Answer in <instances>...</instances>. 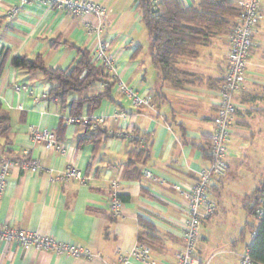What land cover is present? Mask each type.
Wrapping results in <instances>:
<instances>
[{
	"label": "crops",
	"instance_id": "1",
	"mask_svg": "<svg viewBox=\"0 0 264 264\" xmlns=\"http://www.w3.org/2000/svg\"><path fill=\"white\" fill-rule=\"evenodd\" d=\"M90 1L105 9L98 22L105 25L104 36L115 58L118 79L148 96L151 105L133 108L115 84L109 99L91 112L83 106L80 113L90 119L110 117L101 126L106 134L84 122L66 123L65 118L71 116L69 106L49 95L53 83L39 71L11 66L9 60L15 55L31 59L41 55L48 67L70 68L79 58L78 49L93 47L95 39L87 33V23L97 20L36 0L23 4L0 0V54H7L0 71V104L9 115L8 134L0 137V160L15 161L0 197V221L95 254L74 258L25 250L15 242L0 243V264H119L118 256L130 251L138 238L161 264H176L175 254L183 244L184 202L173 185L194 184L198 171L208 163L229 31L197 46L193 57L175 56V68L185 74L165 81L151 61L149 39L146 50L141 44L146 29L137 0ZM199 1L180 0L186 8ZM238 1L232 0L236 7ZM12 6L18 11L10 18L4 10ZM103 85L96 81L80 93H70L66 103L95 94ZM236 102L238 110L227 145L228 168L210 187L215 213L200 226L197 255L203 262L210 257L216 264H237L247 251V246L239 252L234 249L248 224L244 206L264 179V13L253 33L245 81ZM33 129L53 132L58 148L32 140ZM120 131L123 136L114 134ZM31 161L38 165L35 169L23 166ZM68 163L81 170L82 182L56 180ZM144 167L165 182L143 177ZM112 182H116L115 188ZM114 193L124 202L120 215L110 210ZM252 241L251 235L249 245ZM227 243L234 251L223 250ZM127 264L142 263L132 260Z\"/></svg>",
	"mask_w": 264,
	"mask_h": 264
},
{
	"label": "built area",
	"instance_id": "2",
	"mask_svg": "<svg viewBox=\"0 0 264 264\" xmlns=\"http://www.w3.org/2000/svg\"><path fill=\"white\" fill-rule=\"evenodd\" d=\"M34 0H20L28 3ZM49 7L61 9L74 15H91L97 22L87 23V33L93 35L95 43L89 50L91 60L115 79L116 87L129 100L133 108L151 105V99L137 93L122 80L116 73L115 58L109 53V44L106 40L105 25L98 22L104 15L105 9L98 3L90 0H36ZM154 4L157 0H153ZM238 15L235 24L228 34V52L225 57V70L218 89L215 115L212 119V130L209 135L207 157L208 163L198 171L197 180L189 186L174 184L173 188L180 194L184 202V217L182 219L181 236L183 244L175 254L176 264H205L197 255V242L200 237V226L203 221L211 218L216 209V203L211 198V184L214 180L222 179L227 171L226 160L227 145L231 133V126L238 110L236 96L242 89L245 81L248 57L253 46V33L255 28L263 21V9L261 0H239L237 2ZM18 11L16 6L6 7L4 12L8 17H13ZM120 115H124L121 113ZM110 117L83 118L81 116H68L66 123L84 122L90 128L98 125L104 126ZM115 135L123 136V132H115ZM34 141H44L46 148H58L55 135L50 130L33 129L30 135ZM15 163L11 159L0 160V197L6 184V176ZM23 166L35 169V162H25ZM143 177L164 183L165 180L156 176L148 167L141 170ZM84 179L81 170L68 163L64 170L56 177V180ZM112 188L116 182L111 183ZM255 217L261 220L264 217V187L256 197ZM124 202L113 194L110 199V210L114 215H120ZM252 231V237L255 236ZM15 242L23 249H36L51 252L55 255H65L74 258H92L95 256L88 248L80 247L70 242L60 241L49 235H42L36 231H27L11 226L0 221V243ZM132 260L142 264H161L152 254L151 248L143 242L137 241L130 251L118 256L119 264H127ZM237 264H255L251 261L248 252L243 253Z\"/></svg>",
	"mask_w": 264,
	"mask_h": 264
},
{
	"label": "trees",
	"instance_id": "3",
	"mask_svg": "<svg viewBox=\"0 0 264 264\" xmlns=\"http://www.w3.org/2000/svg\"><path fill=\"white\" fill-rule=\"evenodd\" d=\"M137 7L147 31L151 61L165 81H173L176 75L185 74L175 68V56H195L197 46L204 45L217 33L230 32L235 21L229 18L236 19L239 13L232 0H200L189 8L184 7L180 0H157L156 4L153 0H137ZM56 43L57 40L53 45ZM78 54L79 58L74 65L65 69L46 66L41 55L32 59L25 55H15L10 58L9 64L28 71H39L53 83L49 95L60 99L64 107L68 105L71 116H80L83 106L91 112L99 107L102 100L109 99L116 81L91 60L88 49H78ZM6 56V53L0 54V71ZM96 81L104 84L99 92L66 103L65 99L70 93H80ZM94 130L107 133L101 125ZM8 131L9 115L2 111L0 104V137H6ZM263 187L264 179L244 206L247 216L258 222L257 228L253 229L256 231L253 241L251 245H247L249 257L255 264H264V217L259 221L255 217L256 197ZM117 197L123 200L119 195ZM139 221L145 228L151 229L148 223ZM244 230L245 227L241 233ZM138 241L144 243L140 238Z\"/></svg>",
	"mask_w": 264,
	"mask_h": 264
},
{
	"label": "rangeland",
	"instance_id": "4",
	"mask_svg": "<svg viewBox=\"0 0 264 264\" xmlns=\"http://www.w3.org/2000/svg\"><path fill=\"white\" fill-rule=\"evenodd\" d=\"M261 5H262V9L264 10V0H261ZM237 9H238V7H237ZM140 40H141V44H143L142 45L143 49L146 50L148 48V35H147L146 31L144 32V34L142 35ZM233 212H237V209H234ZM223 222L227 224L229 222V219L227 218L226 221H223ZM251 223L254 225V227L252 229H250V226H249V224H251ZM257 226H258L257 220H255V218L248 217V224L246 225L244 232H242L240 234V240L241 241L238 240L236 242V248L234 249V250H236L235 252H239L240 250H243L245 248V246L250 244V242H251V232H252L253 229H256ZM218 227H219V225H218ZM241 237H243V239H241ZM223 250L224 251L225 250H233V248H232L231 244L227 243V244L224 245V249ZM215 261H216V259H213V258L210 259V257H209V259H207L204 262H205V264H207L208 262H209V264H216Z\"/></svg>",
	"mask_w": 264,
	"mask_h": 264
}]
</instances>
